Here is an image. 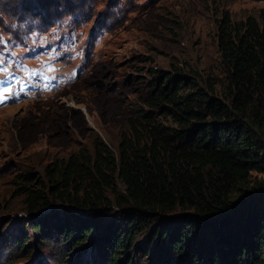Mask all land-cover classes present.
Wrapping results in <instances>:
<instances>
[{
	"label": "trees",
	"instance_id": "obj_1",
	"mask_svg": "<svg viewBox=\"0 0 264 264\" xmlns=\"http://www.w3.org/2000/svg\"><path fill=\"white\" fill-rule=\"evenodd\" d=\"M218 48L220 86L151 72L147 110L129 119L117 154L97 138L92 155L48 166L49 187L32 173L17 178L27 214L48 213L27 225L43 244L48 227L75 249L99 229L93 247L119 264L150 230L143 253L158 241L155 264H264V182L251 180L264 173V15L235 22L226 13Z\"/></svg>",
	"mask_w": 264,
	"mask_h": 264
},
{
	"label": "rangeland",
	"instance_id": "obj_2",
	"mask_svg": "<svg viewBox=\"0 0 264 264\" xmlns=\"http://www.w3.org/2000/svg\"><path fill=\"white\" fill-rule=\"evenodd\" d=\"M226 13L235 22L260 19L264 0H0V62L7 72L23 61L28 95L0 107V264L111 263L108 251L92 245L99 229L75 249L48 227L52 242L43 244L27 225L48 213L27 214L17 178L32 173L49 187L48 166L82 150L92 155L97 138L117 154L129 119L147 110L155 70L220 86L226 70L218 31ZM59 48L72 53L68 65H60ZM251 180L264 182V173ZM149 239L150 230L119 264H155L158 241L149 258L143 253ZM20 240L27 252H18Z\"/></svg>",
	"mask_w": 264,
	"mask_h": 264
},
{
	"label": "clouds",
	"instance_id": "obj_3",
	"mask_svg": "<svg viewBox=\"0 0 264 264\" xmlns=\"http://www.w3.org/2000/svg\"><path fill=\"white\" fill-rule=\"evenodd\" d=\"M62 52L60 65L69 64L71 61L72 53L67 52L68 50H63L59 48ZM23 61H18L14 65L13 69L5 72L4 69L7 66V62H0V93H3L5 88L10 87V94H0V107H7L10 104H15L18 101H21L23 98L27 97L26 86L24 79L20 70H18V64H22ZM36 80H43L38 74L34 73ZM56 88H53L50 92L56 91Z\"/></svg>",
	"mask_w": 264,
	"mask_h": 264
},
{
	"label": "snow or ice",
	"instance_id": "obj_4",
	"mask_svg": "<svg viewBox=\"0 0 264 264\" xmlns=\"http://www.w3.org/2000/svg\"><path fill=\"white\" fill-rule=\"evenodd\" d=\"M10 93H11V88L8 87V88H5V89L3 90V93H0V94H10Z\"/></svg>",
	"mask_w": 264,
	"mask_h": 264
}]
</instances>
